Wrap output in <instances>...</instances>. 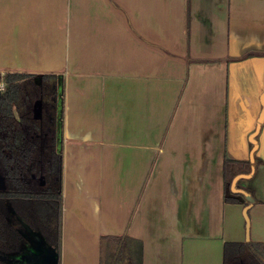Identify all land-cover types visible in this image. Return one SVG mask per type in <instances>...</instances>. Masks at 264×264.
I'll return each mask as SVG.
<instances>
[{
    "label": "crops",
    "instance_id": "0c3cea01",
    "mask_svg": "<svg viewBox=\"0 0 264 264\" xmlns=\"http://www.w3.org/2000/svg\"><path fill=\"white\" fill-rule=\"evenodd\" d=\"M4 74L27 75L48 113L21 94L10 124L41 143L56 126L58 264H99L103 237L140 264H224L225 243L264 244V0H0ZM225 161L242 168L229 188Z\"/></svg>",
    "mask_w": 264,
    "mask_h": 264
},
{
    "label": "trees",
    "instance_id": "16d2710c",
    "mask_svg": "<svg viewBox=\"0 0 264 264\" xmlns=\"http://www.w3.org/2000/svg\"><path fill=\"white\" fill-rule=\"evenodd\" d=\"M26 78L25 74L0 76V82L5 86L4 91H0V168L6 184V188L0 191V253H16L23 245L21 234L9 220L10 212H13L59 254L62 226L61 158L43 147L50 135L48 132L43 133L46 136L41 143L37 138L32 140L30 137L25 118H22V129H15L9 120L13 104L19 96L22 94L27 100L23 83ZM35 90L33 96L36 97L40 91ZM8 131L12 132L9 136ZM37 143L41 146H37ZM252 143L254 151L257 145L255 136ZM231 164L229 161L224 163L225 188L231 186L235 173L242 170L236 165L234 172H231ZM38 174L44 177L41 186L34 182ZM128 242L120 238H101L99 264H140L141 257L136 255L135 249L129 252ZM0 264L7 263L0 261ZM224 264H264V244L225 243Z\"/></svg>",
    "mask_w": 264,
    "mask_h": 264
},
{
    "label": "rangeland",
    "instance_id": "374dc122",
    "mask_svg": "<svg viewBox=\"0 0 264 264\" xmlns=\"http://www.w3.org/2000/svg\"><path fill=\"white\" fill-rule=\"evenodd\" d=\"M27 87H28V85H25V91L26 92H29L27 94L31 98L32 97V94H35L36 91H35V93H33V90L31 88H27ZM29 89H31V90H29ZM40 90H42V89L40 88ZM46 95H45V99L49 101V98ZM37 99H38V96H36L34 100H31V103L28 102V101H25L29 105V109H31V110H29V112L32 114L33 113L32 111H34V112L37 111V112H39L40 115L41 114L43 115V112L45 111L44 112V115H45V117H48L47 109L46 108H45V110L43 109L44 108L43 106H44L45 103H42L41 100L39 101V99L38 100ZM46 105H47V103H46ZM25 111H27V110H25ZM47 120H48V118L46 120H44V122H46ZM44 122H42V124ZM48 124H49V121L47 122L46 125H48ZM55 127L56 126L53 125L52 126V129L49 130V132H50V133L48 132L50 134L49 135V140H47V142L43 145V147L44 148H47V149L51 150L52 152H54V153H56V154L59 155L60 152L58 150V144L56 143V141L55 142L52 141L53 140L52 137L54 139L57 138V136H55L56 135L55 134V131H56V128ZM43 132H44V130L42 131V133ZM52 132H54V135L52 134ZM42 133H39V137L40 138L43 137V136H45ZM57 134H59L58 133V129H57ZM44 152L46 153V152H48V150H44ZM40 176L41 175L38 174L37 179H40L41 178ZM43 179H44V177H43ZM13 214L15 215V217H17L21 221V219L15 213H13ZM25 226H27L29 229H31L28 225L25 224ZM18 227H20V226H18ZM26 241H27V243H25V244L23 243V245L21 246L20 250L18 252H16V253H0V261H2L4 263H7V264H42L43 263L42 261H45L46 264H58L59 257H58L57 251L55 249H53L51 247V249H53V251L50 250V252H47V251L41 252L40 247H38L37 250H35V247H33V249L32 248L29 249L30 242H29V240H26ZM23 250L25 252H27V253L25 255H20V253Z\"/></svg>",
    "mask_w": 264,
    "mask_h": 264
},
{
    "label": "built area",
    "instance_id": "2783aa9c",
    "mask_svg": "<svg viewBox=\"0 0 264 264\" xmlns=\"http://www.w3.org/2000/svg\"><path fill=\"white\" fill-rule=\"evenodd\" d=\"M4 84L2 82H0V91H3L4 90Z\"/></svg>",
    "mask_w": 264,
    "mask_h": 264
},
{
    "label": "water",
    "instance_id": "95a60500",
    "mask_svg": "<svg viewBox=\"0 0 264 264\" xmlns=\"http://www.w3.org/2000/svg\"><path fill=\"white\" fill-rule=\"evenodd\" d=\"M263 114H264V111H263ZM260 123V122H259ZM257 133V129L255 130V132L253 133V135L252 136H255V134ZM233 181H234V179H233ZM232 181V182H233Z\"/></svg>",
    "mask_w": 264,
    "mask_h": 264
}]
</instances>
